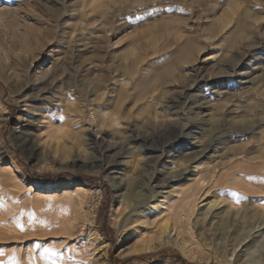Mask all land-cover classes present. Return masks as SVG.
<instances>
[{
    "label": "rangeland",
    "instance_id": "obj_1",
    "mask_svg": "<svg viewBox=\"0 0 264 264\" xmlns=\"http://www.w3.org/2000/svg\"><path fill=\"white\" fill-rule=\"evenodd\" d=\"M0 10V264H101L93 232L107 243V263L109 254L152 253L141 264H173L155 261L160 250L193 264L264 253V0H0ZM60 116L61 133L47 127ZM186 118L192 126L180 134L176 124ZM170 144L176 152L155 165ZM202 149L190 164L172 155ZM16 159L33 173L96 176L109 192L72 179L32 180ZM10 161L16 168L6 176ZM162 165L194 170L199 206L215 198L251 211L222 212L203 234L171 225L177 238L169 241L158 225L133 234L128 223L142 210L116 199L112 179L158 203L185 181L152 189L160 181L148 175ZM76 185L83 190L64 210L63 198L35 194L66 188L70 196ZM100 206L112 243L96 229ZM119 218H127L122 227ZM225 252L242 258L234 263Z\"/></svg>",
    "mask_w": 264,
    "mask_h": 264
},
{
    "label": "bare ground",
    "instance_id": "obj_2",
    "mask_svg": "<svg viewBox=\"0 0 264 264\" xmlns=\"http://www.w3.org/2000/svg\"><path fill=\"white\" fill-rule=\"evenodd\" d=\"M2 10H0V14H2ZM246 73V72H245ZM49 85V84H48ZM196 105V104H195ZM93 106V105H92ZM227 110V109H225ZM232 112L231 109L227 110L226 113L230 114ZM225 114V112H224ZM179 116V115H178ZM57 117V116H56ZM59 117V116H58ZM183 117V116H182ZM213 116H211L212 118ZM228 117V115H227ZM181 118V117H180ZM51 119V118H50ZM56 118H52V120H47L48 124L47 127L49 129H54L58 132H64L66 130V126L64 121H62V116H60L61 120H55ZM222 119H218L217 121L221 122ZM225 121V124H230L226 118L223 119ZM181 121V120H180ZM192 121V120H190ZM184 122V121H183ZM164 123V122H163ZM162 123V124H163ZM177 123V122H176ZM179 123V121H178ZM182 123V122H181ZM192 123V122H191ZM196 123V122H195ZM175 124V123H174ZM200 126L203 125V120L198 123ZM154 125V124H153ZM222 125V124H221ZM158 126V125H157ZM162 126V125H161ZM171 126V122H170ZM174 126V125H173ZM177 127H179L180 134L183 133L185 130L190 128L192 124H190L189 120L186 123L182 124H176ZM44 127V126H43ZM166 127V126H165ZM218 127V126H217ZM226 127V126H225ZM161 129V128H160ZM164 129V128H163ZM168 129V128H167ZM175 129V128H174ZM169 130V129H168ZM225 130V129H224ZM229 130V129H228ZM254 130V129H253ZM52 131V130H51ZM156 132V131H155ZM159 132V131H158ZM216 132V130H215ZM230 132V131H229ZM232 132V131H231ZM153 133V132H152ZM186 133V132H185ZM223 133V132H222ZM224 133H227L226 131ZM63 134V133H62ZM191 134V133H190ZM232 134V133H231ZM138 135V134H137ZM179 135V134H178ZM219 135V132H218ZM226 135V134H225ZM135 136V135H134ZM181 136V135H180ZM175 138V137H174ZM222 138V137H221ZM220 138V139H221ZM92 139V138H91ZM112 139V138H111ZM126 139V138H124ZM219 140V139H218ZM209 141V140H208ZM207 141V142H208ZM211 141V140H210ZM217 141V140H216ZM111 142V141H110ZM115 142V141H114ZM118 142V141H117ZM123 142V141H122ZM131 142V141H130ZM214 142V141H213ZM143 143V142H142ZM141 144V143H140ZM189 144L188 141L186 145ZM191 144V143H190ZM132 145V144H131ZM175 144H170L167 148L164 147H157L159 148V153L154 159L155 165H158L159 160L162 159V157L166 154H170V151L174 150ZM177 145V144H176ZM175 145V146H176ZM128 147V146H127ZM130 148V146H129ZM263 148V147H262ZM131 149V148H130ZM0 150H3V147L0 145ZM136 150V149H135ZM138 150V149H137ZM136 150V151H137ZM263 150V149H262ZM127 151V150H126ZM139 151V150H138ZM176 152V151H175ZM205 149L200 150L197 154L196 153H175L172 154L173 156L178 158H183L185 163H192L195 160V157L197 155L204 154ZM3 153V152H2ZM264 160V156H263ZM111 161V160H110ZM152 161V160H151ZM149 161V162H151ZM83 162V161H82ZM115 162V161H114ZM153 165V164H152ZM162 168H155L154 173L149 174L148 177L149 183L151 181L158 180L160 181L159 184H154V188L152 185L150 186L152 189H155V191L158 192H164L163 189L172 187V184L174 182L182 181L185 179L183 183H179L178 187L170 190L171 197L167 198V200H161V202L156 203V201H153L151 199H146L145 201L142 200V194L141 191H136L134 187H129L126 189V193L122 192L121 190L124 188V184L122 180L115 181L112 179V186L114 188V191L116 193V199L117 200H123L126 199L129 204L132 206V210L139 211L141 215H139V218H136L135 220H132L128 223V230L135 235H139L142 233L143 230L149 228V227H155L158 225V227L161 229L160 233L162 235V238H164L166 241H169L172 237L174 239L177 238L175 235V232L173 229H171V225H181L184 229H186L188 232L192 233V230H204L199 234H203L204 232L210 231L208 229V226L211 227L215 224L213 221L214 219L218 218V215L220 213L224 214H233L237 216L238 214H242L243 216H247L251 210H247L246 208L242 210H234L230 206H226L224 200H210L206 202L204 205L199 206V203L197 202V199L200 197V194L197 192V188L201 187L200 179L196 180L194 170H190L189 168H184L183 170H172L167 169L164 165H162ZM216 166V165H215ZM150 167V166H149ZM157 167V166H156ZM13 168H16V164L14 161H10L7 163L3 169L5 170L4 174L6 176H12V170ZM170 168V167H169ZM148 171V170H147ZM194 174V176H193ZM12 178V177H11ZM7 179V178H6ZM10 179V178H9ZM263 180V179H262ZM142 181V180H141ZM262 182V181H261ZM146 183V182H145ZM153 183V182H152ZM203 183V182H202ZM264 183V182H263ZM66 185L72 186L74 183L67 182ZM76 184V183H75ZM260 185V184H258ZM126 186V185H125ZM149 186V184H148ZM261 186V185H260ZM263 186V185H262ZM72 192L70 193V196H66V188L61 191L62 193L59 195L57 191H41L37 194V198L39 199H46L47 201L52 202L51 200H60V198H63L62 200H66L60 207L65 209V207L68 205H71L72 200H68V198H72V193L74 196H79L83 190V187L80 185H76L75 187H72ZM150 188V189H151ZM185 188V189H184ZM262 189V187H260ZM89 189V188H87ZM149 189V190H150ZM91 190V189H89ZM88 190V191H89ZM87 191V193H88ZM166 193V192H165ZM148 195V194H146ZM154 196V195H153ZM151 196V197H153ZM155 198V197H154ZM163 199V198H162ZM218 199V198H217ZM43 200V201H44ZM171 200V201H169ZM199 200V199H198ZM41 201V200H40ZM54 202V201H53ZM147 202H151L150 204H147ZM233 202V201H231ZM230 202V203H231ZM121 203V202H120ZM232 204V203H231ZM56 205L57 202H56ZM166 205V208H162V206ZM73 206V205H72ZM233 206V204H232ZM254 206V205H253ZM71 207V206H70ZM67 209V208H66ZM240 209V208H237ZM249 209V208H248ZM131 212V209H130ZM167 212V213H166ZM254 213V212H253ZM241 215V216H242ZM136 216V215H135ZM238 218V217H237ZM219 219V218H218ZM240 219V218H239ZM238 220V219H236ZM127 221V218L122 220L121 218L116 220V225H121V227L125 224ZM230 221V220H228ZM233 221V220H232ZM257 221V220H256ZM259 224L264 225V213H261V216L259 217ZM242 222V221H241ZM249 222V221H248ZM255 222V221H254ZM45 223V222H44ZM65 223V222H64ZM218 223V222H217ZM244 223V222H243ZM250 223V222H249ZM252 223V222H251ZM63 224V223H62ZM229 225V224H228ZM46 226V225H45ZM44 226V227H45ZM65 226V225H64ZM180 226V227H181ZM207 226V227H206ZM256 226V225H255ZM61 227V226H60ZM181 227V228H182ZM65 228V227H64ZM257 228V227H256ZM126 230V229H125ZM177 230V229H176ZM175 230V231H176ZM220 231V230H219ZM259 232V231H258ZM89 233V232H88ZM124 233V231H123ZM190 233V234H191ZM122 235V233H121ZM189 235V234H188ZM252 235V234H251ZM142 236V235H141ZM194 236V235H193ZM199 236V235H198ZM89 241L94 244V249L97 251L98 256L100 257L101 264H108L106 261V248L107 243L103 240H99L98 234L96 232L89 233L88 235ZM122 236H120V242H122L121 239ZM140 237V236H138ZM179 237V236H178ZM88 239V238H87ZM180 239V238H179ZM204 239V237H203ZM250 239V238H249ZM172 242V241H171ZM185 242H182L181 245L183 246ZM200 244V243H199ZM198 244V245H199ZM162 245V244H161ZM186 245V244H185ZM184 245V246H185ZM197 245V244H196ZM201 245V244H200ZM187 246V245H186ZM192 246V245H191ZM206 246V245H205ZM157 248V247H156ZM201 249V248H200ZM242 250V249H241ZM258 250V249H257ZM124 249L120 250L118 253L123 254ZM201 252V251H200ZM221 255V254H220ZM230 255L231 257L229 259H234V263L240 260L242 258L240 255H235L233 253H224V256ZM242 255V254H241ZM264 261V253L258 252L256 250L248 252L242 260L239 262V264H261ZM237 264V263H236Z\"/></svg>",
    "mask_w": 264,
    "mask_h": 264
},
{
    "label": "trees",
    "instance_id": "obj_3",
    "mask_svg": "<svg viewBox=\"0 0 264 264\" xmlns=\"http://www.w3.org/2000/svg\"><path fill=\"white\" fill-rule=\"evenodd\" d=\"M10 110H12L11 116L14 114L15 110L12 107H9ZM17 164L20 166V168L23 170L24 173H26L32 180H37V181H42L46 183H54L56 181H61V180H67V179H72V180H78L82 181L84 183H87L91 186L98 187V188H104V190L109 192V189L106 187V184L101 183L98 184L99 178L96 176H90V175H85V174H76V173H71V172H59V173H33L30 172L24 164L19 159L15 160ZM102 188V189H103ZM103 212V213H102ZM107 207L100 208L98 209V215L97 219L98 221H101L100 224L96 226V229L98 232L108 241L112 243V233L113 229L108 225L107 221ZM151 257H153V254H142V255H134L125 259H118L114 257L113 255L109 254L108 255V263L109 264H141L144 262L150 263ZM155 261H165V260H172L173 264H193L190 263L186 260H184L179 253H177L174 250H160L156 253L155 256Z\"/></svg>",
    "mask_w": 264,
    "mask_h": 264
},
{
    "label": "snow or ice",
    "instance_id": "obj_4",
    "mask_svg": "<svg viewBox=\"0 0 264 264\" xmlns=\"http://www.w3.org/2000/svg\"><path fill=\"white\" fill-rule=\"evenodd\" d=\"M46 251H47V249H46Z\"/></svg>",
    "mask_w": 264,
    "mask_h": 264
}]
</instances>
